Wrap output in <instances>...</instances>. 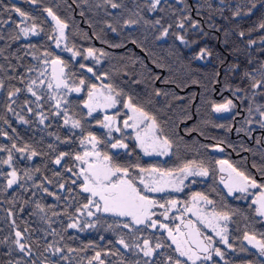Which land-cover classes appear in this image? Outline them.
<instances>
[{"label": "trees", "instance_id": "trees-1", "mask_svg": "<svg viewBox=\"0 0 264 264\" xmlns=\"http://www.w3.org/2000/svg\"><path fill=\"white\" fill-rule=\"evenodd\" d=\"M113 2L121 7L113 9L104 0H38L36 4L28 0H0V82L3 84L0 88V146L11 148L13 143L18 147L27 144L29 152L37 153L29 160V152L12 149V169L15 168L20 178L12 188L6 187L10 169L0 164V241L8 240V243H0V264L14 262L17 255L25 258L26 264L33 261L35 264L41 261L89 264L97 252L102 253L99 241L114 219L91 217L92 222L100 219L99 223L106 219L105 224H100L102 229L93 228L91 232L83 229V225L79 229L67 227L76 218L84 224L89 220L87 214L77 216L76 212L87 200L80 191L83 182L76 178L79 167L74 159L76 154H81V139L89 134L101 141L98 151L107 153L112 164L128 168L129 175L140 168L167 172L190 161L202 162L209 170L208 176L202 181L195 179L185 192L206 196L213 202L211 207L215 211L230 214L227 235L231 247H220L224 261L261 264L264 261L247 248L243 236L247 231L257 239H264V223L249 199L231 197L224 190L216 162L226 160L264 185V128L259 122L257 128L253 125L256 122L254 108L264 104V96H255L251 105L249 99H242L252 95L244 74L255 75V70L264 63V29L259 28L264 22V0H182L181 3L161 0L156 11H149V0ZM13 8L34 18L24 22L37 26L36 37L25 39L20 35L17 25L21 27L24 22L11 11ZM45 8H51L67 23L65 46L79 53L77 59L53 46L54 27ZM237 11L240 15H234ZM185 16L189 19L184 20ZM125 20L136 23L125 26ZM156 20L160 24H156ZM193 21L198 27L191 26ZM179 22L185 24L183 29L176 27ZM164 28H168V35L158 39ZM14 35L19 39H11ZM177 35L183 36L186 43H181ZM50 36L53 38L49 39ZM89 48L94 50L99 63L85 59ZM201 48H207L210 55L196 59ZM54 58L64 62L69 81L79 84L81 78L85 80L80 95L69 96L64 106L73 119L81 121V128L77 130L65 127L62 115H53L56 110L47 92L41 93V100L36 101L27 91L29 74L36 64L42 59ZM81 64L85 67L81 68ZM89 67L93 72L87 71ZM109 84L121 93L115 96L117 108L111 115L120 121L127 119L124 101L131 98L134 105L154 116L172 144L166 159L143 157L132 139L126 141V136L125 152L111 149V142L100 127L102 114L89 116L83 106L89 85ZM16 88L21 91L10 101L8 93ZM237 88L241 91L236 92ZM229 99L235 105L234 113L222 116L219 112L216 116L213 104ZM250 106L252 113L248 111ZM41 113L47 117L43 124L38 119ZM216 146L222 149L221 154L212 151ZM61 153L67 155L57 165L54 160ZM0 159H7L6 151L0 152ZM37 204L45 212L41 213ZM44 218L49 222L45 223ZM13 221L33 255L26 257L11 245L15 239ZM53 231L56 235H52ZM113 238L108 234L104 240ZM48 244L63 251L60 254H53L51 250L45 252ZM69 248L74 251L69 252ZM113 253H117L116 250L111 256Z\"/></svg>", "mask_w": 264, "mask_h": 264}, {"label": "snow or ice", "instance_id": "snow-or-ice-1", "mask_svg": "<svg viewBox=\"0 0 264 264\" xmlns=\"http://www.w3.org/2000/svg\"><path fill=\"white\" fill-rule=\"evenodd\" d=\"M29 3L36 4L38 0H28ZM105 3L110 4L113 9L121 7L113 0H104ZM182 0H177V3H181ZM161 4V0H149L147 6L149 11H156L158 10V6ZM255 7V4L252 5ZM11 11L15 12L22 18V22L28 21L30 19H34L33 17L29 16V14L21 11L19 8H13ZM44 11L46 12L47 16L51 18L54 22V31L57 33L56 39V46H60V42L65 39V29L68 27L67 23L62 21L51 8H45ZM139 15V13H137ZM234 15H240V12L237 11ZM189 17L185 16L184 20H188ZM136 23L135 20H125V26H131L132 24ZM156 24H160L159 20L155 21ZM191 26L193 28L198 27L195 21L192 22ZM17 27L19 28L20 35H23L25 38L28 37L29 34L31 35H38L37 26L35 24L29 26L28 24H24L23 27H20L18 24ZM111 27V25H109ZM176 27L183 29L185 24L182 22L177 23ZM260 29H264V22L259 24ZM116 31L115 28L112 29ZM168 35V28H164L162 30L161 36L157 37L158 39L163 38L164 36ZM241 36L244 35L243 32L240 33ZM53 37H49L52 39ZM11 39L16 40L19 39V36H12ZM177 39L181 41V43H186L183 36L177 35ZM66 51L72 52L73 58L79 55L78 52L73 51L71 48L65 47ZM87 56L92 57L95 59L94 50L89 48L86 50ZM104 53H101L103 55ZM45 55H50V53H45ZM210 55V52L207 48H201L200 52L197 54L196 59H202L205 56ZM43 64L51 63L53 66L52 68V79L47 82V88L51 92L53 89V82L55 83V88L57 93L61 88L67 89V92H77L79 93L83 86L85 85V80L83 78L80 79L79 85H70L67 82V76L64 72V62L59 59H52L51 61L44 60L42 61ZM99 63V61H97ZM81 68H84L85 65L81 64ZM58 69V71H57ZM31 71V69H30ZM88 72H93L92 68H87ZM256 74L246 72L244 75L250 82V88L252 90L251 97H242V99H249V104L251 105L255 96L261 95L264 96V63H261L259 68L255 70ZM46 69L44 71L39 72V76H45ZM44 80H40L39 84H44ZM37 80H32L31 83L27 86V91L35 97L36 101H40L42 96L39 94L35 89L39 87ZM3 87L2 82H0V88ZM108 89V93H100V97L103 98L105 103L100 105L99 99L96 98L97 89L95 85H89L88 91V101L84 103V107L88 109V115L91 116L92 112L95 110L96 106L102 107H115L118 103L115 96H119L121 93L113 88L112 85H106ZM21 90L19 88L14 89L8 93V99L11 101L12 98L17 95ZM236 92L241 91V89L237 88ZM115 92V96L112 93ZM57 93H53L50 96V99L55 101L54 107L56 108V112L53 115H58L60 111L64 112V124L68 125L71 123V127L73 129L81 128V121L78 119H73L72 116L69 115L68 110L66 108L61 107V99L58 98ZM160 95L159 92L156 93ZM64 95V94H60ZM63 103H68L67 99L63 100ZM28 106V102H25V107ZM39 106V105H38ZM124 107L128 109L133 115L129 116L128 119L124 121V127H132L135 131L137 128L140 127L141 124H144L145 121H149V123L144 125L143 128V137L139 132H137L136 140L138 145L144 150L146 155L152 154L155 152L157 155H166L168 150L172 147L170 140L163 135L162 129L159 128V125L156 121L154 116L149 115L145 112L141 107L134 105L131 102V98H128L124 101ZM235 105L233 104L232 100H227L225 103L222 104H213L212 110L214 112H227L233 109ZM11 106L9 105V111H11ZM31 112V109L29 108ZM249 113L253 112L252 107L250 106L248 109ZM255 112L259 114L260 120L259 124L261 128H264V104L258 105L255 108ZM21 122H26L23 120V117H18ZM39 122L41 124L44 123V120L47 119L43 113L38 116ZM129 120L133 121L130 125ZM251 122V121H249ZM115 121L114 118L111 116H105L104 122H102V127L108 130L109 132V139H112L111 132H120L119 127H114ZM239 131V129L237 130ZM6 136V134H5ZM90 143L92 145L91 151H85L83 155L76 154L74 159L78 162L77 167H79V175L83 177V184L80 186V191L82 193H86L87 196L85 199L87 203H84L80 208H77V216L83 215L87 213L89 219L93 217L95 214L93 212V208L96 212H103L109 213L119 217L127 218V222H124L122 226L130 233L131 242L127 240L124 236H120L116 243L119 244L125 251L131 250L134 255L137 253L142 254L143 257L147 258L143 262L137 259L134 264H157L156 261L153 260L154 254L161 248L165 247V244L161 240L159 236L155 237V242L153 243L152 238L149 236H141V233L145 229H161L167 232L168 238L172 241V244L175 245V251L179 257L185 258L187 264H197L198 261H209L212 259L213 252L216 256L221 257L223 259V253L220 251L219 248H213L211 243V238L204 236L201 239V232L196 229L195 225L192 221H188L185 224L186 228H189L190 231L188 233H184L180 231V228L177 227L176 231L179 233V236L173 234L172 230L169 226L165 223H162L158 220L153 219V216H156L157 213L153 212V208H163L164 211L159 213V215L163 216L165 220L169 219L168 212L170 211L171 207H174L177 203L176 200L169 199L166 201V204L159 203L158 201L149 198L145 195V192H162L166 189H171L173 191H180V185L183 184V180L186 179L188 176H208L209 170L207 167L203 165L201 162L197 164L196 161H190L185 163L181 168L176 170H169L167 172L152 168V169H144L140 168V172H149L150 176L149 179L146 180L145 177L142 175L140 177V183L144 185V190L141 191L135 184L134 179L127 178L129 176L128 168H123L118 165H114L111 163V157L107 153H101L97 150V145L101 142L97 139L96 136L89 134L87 137L81 139V145L85 143ZM112 148H127L128 145L125 144L122 140H117L115 143L111 144ZM12 149L20 153L29 152V146L26 144L24 147H18L15 143L12 144L11 148H5L0 146V152H7V159H0V164L7 165L9 168H12V160L13 154ZM151 149V152L149 151ZM217 150L222 151L219 146H217ZM36 151L32 150L27 155V159L31 160L34 156H36ZM67 155L66 153H61L58 156L54 163L59 165L61 160L64 156ZM92 157V159H89ZM220 166V171H228L229 172V180L225 182L223 177L221 178V182L225 184V187L228 189V194L232 195L234 191H238L241 193H246L248 189L251 188H259L261 189L259 196L252 201L253 204L258 205L256 208V214L258 216L264 217V185L258 184L254 179L250 176H247L244 172L238 170L234 167L231 163L226 160H218L216 162ZM71 171V169H69ZM117 173L121 175L117 176ZM152 173H158V176L151 175ZM182 174V175H180ZM27 175V173H25ZM115 177V179H113ZM31 177H29L30 179ZM18 179H20L17 175V171L13 168L12 171L7 173V188H12L14 184L17 183ZM60 188L63 189L64 185L61 184ZM47 192V189H44ZM51 195V193H49ZM193 200H203L207 204L213 203L209 200L206 196H202L200 194H196L193 197ZM167 205V206H166ZM37 208L41 213L45 212V209L37 204ZM186 211H193L191 207H186ZM200 210L194 214H197ZM9 217H12L13 213L9 211ZM53 215H57V213L53 212ZM213 218L217 221L216 224L208 223L206 226L212 228V231L215 233L216 236L219 237L220 241L226 246L231 247L228 243V228L226 223H219V221L227 222L230 220V214L228 212H221V213H213ZM201 222H204L203 217H199ZM45 219V223H48V219ZM71 219V218H70ZM179 219V217H177ZM80 225L79 219H74L73 222L67 225L70 229H78ZM87 227H94V224H87ZM135 226V227H133ZM142 226V227H141ZM13 232L15 239L11 241V245L15 246V249L18 250L20 253H23L24 256L28 257L33 255L32 248L29 246L28 243L23 242L25 237L21 231L16 228L15 222L13 221ZM25 232L28 231L26 228ZM52 235H56L53 231ZM184 237L181 240L179 237ZM244 241H246L250 246L257 249L259 255L264 257V239H257L254 234H249L247 231L244 233L243 236ZM207 242V243H206ZM0 243H8L7 238L4 241H0ZM11 247L9 248V254L11 253ZM51 250L53 254H60L63 249L55 246L53 244H48L44 251L47 252ZM69 252L74 251V249L69 248ZM203 254V255H201ZM113 255H118V253H113ZM101 253L97 252L94 257L89 260V264H92V261L95 260L98 264H104V261L100 259ZM67 259V257H64ZM7 264H22V261H8ZM35 264V261H33ZM41 264H52L51 261H41ZM120 264H124L123 260ZM165 264H183L180 259H175L171 256L167 257ZM227 264V262H225ZM264 264V262H261Z\"/></svg>", "mask_w": 264, "mask_h": 264}, {"label": "rangeland", "instance_id": "rangeland-1", "mask_svg": "<svg viewBox=\"0 0 264 264\" xmlns=\"http://www.w3.org/2000/svg\"><path fill=\"white\" fill-rule=\"evenodd\" d=\"M49 20L52 22L53 24V27L54 26V22L51 20L50 17H48ZM25 24V22L22 24L21 27H23ZM27 24V23H26ZM29 25V24H28ZM31 26V25H29ZM57 33L54 31V38H53V46L58 49V50H62L64 51L66 54L70 55L72 58V52L70 51H66L65 50V39L62 40L60 42V46L57 47L56 46V37ZM37 35H31L29 34L27 38L25 39H29V38H33V37H36ZM140 51V49H139ZM141 53V52H140ZM87 55V53H86ZM142 55V54H141ZM79 57V55H77L75 58L73 59H77ZM89 60L91 61H94L97 63V61H99L96 56H95V59H93L92 57H88ZM46 59H42L40 61V63L36 64L35 68L30 72L29 74V83H31L32 80H37V83L39 84V81L40 80H44L45 83L44 84H39V87L36 88L35 90L41 94L43 92H47V95L50 99V96L53 94V93H57V90L55 88V83L53 82V89L52 91L50 92L47 88V82L50 81L52 79V68L53 66L51 65V63H48V64H43L42 61H44ZM48 61H51V60H48ZM46 69V75L45 76H39V72L40 71H44ZM58 71V69H57ZM64 72H65V68H64ZM66 74V73H65ZM158 79L156 80V83H157ZM67 82L68 84L70 85H79V84H75L71 81H69L67 79ZM96 89H97V92H96V98L99 99L100 101V105H103L105 103V101L103 100L102 97H100V93H105L107 94L108 93V89L107 87L103 86V85H98L96 86ZM81 92V91H80ZM80 92L77 93V92H67V89H64V88H61L59 90V92L57 93L58 95V98L61 99V107L62 109L64 108L65 106V103H63V100L66 98H68L69 96H72V95H80ZM60 94H64V95H60ZM113 96H115L113 93H112ZM116 98V97H115ZM53 106L55 105V101H53L52 99H50ZM86 101H88V96H87V99ZM85 101V102H86ZM258 105L255 106V108L257 107ZM55 108V107H54ZM117 108V104L115 105V107H102V106H96L95 107V110L92 112L91 116L95 115V114H98V113H101L102 116H103V120L102 122H104V117L105 116H111L114 118V127H119L120 128V132H111V137L112 139H109V132L107 129H105L104 127H102V123L100 125V127L106 132V137L108 138V140L112 143H115L117 140H122L125 144L126 142L124 141V136L126 141H129L130 139L133 140V142L135 143V145H137V147L139 148L141 154L143 157L145 158H159L161 160H164L166 159L169 155H170V149L168 150V153L166 155H157L155 152H152V154L150 155H146L144 150L138 145V142L136 140V135H137V132H139L141 134V136L143 137L144 133H143V128H144V125L149 123V121H145L144 124H141L139 128H137L135 131L133 130L132 127H128V128H125L124 127V121L126 120H123V121H120L119 118L117 117H114L113 115H111V113ZM255 108H254V119L256 120V122H254L253 125H255L254 127L257 128L258 126V122L260 120V117H259V114L257 112H255ZM87 113H88V109L85 108ZM56 110V108H55ZM127 112H128V117L133 115L128 109H126ZM57 111V110H56ZM235 111V108L231 109L230 111H227V112H220L222 116H228V115H232ZM60 115L63 116V119H64V112L63 111H60L59 112ZM128 119V118H127ZM133 123V121L129 120V124L131 125ZM65 125V124H64ZM65 127H68V129L70 130H77V129H73L71 127V123H69L68 125H65ZM97 147V150H98V145L96 146ZM80 150H81V154L80 155H83V153L87 150V151H91L92 149V145L90 143H85L83 145H81L80 143V146H79ZM111 149L115 152H119V151H123L125 152L126 151V148H112ZM149 151L151 152V149H149ZM212 151L215 152L216 154H221L222 151L220 150H217V147H213L212 148ZM89 159H92V157H89ZM7 166V165H6ZM8 167V166H7ZM9 168V167H8ZM10 171H12L13 169L12 168H9ZM218 170H219V173H220V176L221 178L223 177L224 181L225 182H228L229 180V172L228 171H224V172H221L220 171V166L218 165ZM9 171V172H10ZM137 173V178L135 179V174ZM136 173H134L133 175H129L127 178L129 179H134V182L136 184V186L141 190L143 191L144 190V185L140 183V177L143 175L145 177L146 180L149 179V176H150V173L149 172H144V173H141L140 170L139 171H136ZM121 175L120 173H117V176ZM151 175H156L158 176V173H152ZM182 175V174H180ZM77 179H80L82 182H83V177H81L79 175V168H78V176L76 177ZM205 178V176H188L186 179L183 180V184L180 185V188L181 190L180 191H173L171 189H166L165 191H162V192H145L144 194L147 195L148 197H160V198H163L166 194H174V195H179V194H185V198H190L191 202L194 203L196 206H198V209L200 210L199 213H200V217H203L204 218V222L202 223L201 222V219L198 220V225L202 228V231L204 233V236H207L209 238H211V243L213 245V248H219L220 247H224L225 245L220 241L219 237L215 235V233L212 231V228L209 227V226H206L208 223H211V224H216L217 221L213 218L212 214L215 212V213H218L217 211H215L211 206L210 207H205V203L203 200H196L194 201L193 200V196L191 197L189 195V192L186 193L185 191H187V189H189L188 187L190 186L191 182H193L195 179L197 180H200L202 181L203 179ZM113 179H115V177H113ZM17 184V183H16ZM14 184L13 187L16 185ZM221 185L222 187L224 188V190L228 193V189L225 187V184L221 182ZM260 191L261 189L259 188H249L248 191L246 193H241V192H238V191H234L232 193V195H230L231 197H236V198H239V199H249L251 202L256 199L259 194H260ZM84 195L87 196L86 193H83ZM195 195V194H194ZM162 203V202H160ZM166 204V203H165ZM253 204V203H252ZM255 209L257 208L258 205L256 204H253ZM181 208H183L182 210L184 211L187 207V205L184 207V206H181ZM161 210H164L163 208H153L152 211L155 212V213H160ZM171 210V209H170ZM93 212L95 213L93 215V218H96L97 216H101L100 214L102 215H107V216H110L109 218L111 217H115V218H125V217H119V216H115V215H112V214H109V213H103V212H96L95 209L93 208ZM87 214V213H85ZM257 215V214H256ZM258 216V215H257ZM261 221L264 223V217L262 216H258ZM76 219H79V218H76ZM80 220V219H79ZM99 220L100 219H95L94 222H92L90 219L88 220V223H91V224H94L95 226L94 227H87L86 225L87 224H84V223H80L79 228L82 227V225L84 226L83 229H86L88 232H91L94 228V230H100L102 229L101 228V225L100 224H105L106 223V219H103V221L101 223H99ZM81 222V220H80ZM219 223L223 224V223H226L227 224V228L229 230V221L227 222H224V221H219ZM228 234V232H227ZM244 243L246 244L247 248L251 249L252 251H254L263 261H264V257H261L257 251L256 248L250 246L246 241H244ZM226 248V247H225ZM223 249V248H222ZM220 251L222 252V250L220 249ZM223 253V252H222ZM20 257V258H19ZM212 257H215L217 259H219V261H222L223 259H221V257H218L215 255V253L213 252L212 254ZM223 258H224V255H223ZM16 260H20L22 261V264H26V260L25 258L21 257L20 255H17V258L15 259ZM203 261V260H202ZM61 263V262H60ZM56 264V263H55ZM62 264V263H61Z\"/></svg>", "mask_w": 264, "mask_h": 264}, {"label": "flooded vegetation", "instance_id": "flooded-vegetation-1", "mask_svg": "<svg viewBox=\"0 0 264 264\" xmlns=\"http://www.w3.org/2000/svg\"><path fill=\"white\" fill-rule=\"evenodd\" d=\"M216 116H218L220 113L219 112H214ZM217 147V146H216ZM206 178V177H205ZM204 178V179H205ZM221 178V176H220ZM191 197L196 196V194H189ZM201 195V194H200ZM203 196V195H202ZM151 199H154L158 201L159 203L162 202V204H165L167 200L173 199L176 200L177 203L174 207H171V210L168 212L169 219L165 220L163 216L159 215L157 213L156 216H153V219L158 220L162 223H165L169 226V228L172 230L173 234L179 236V233H177L176 229L177 227L180 228L181 232L187 233V228L185 227V224H187L188 221H192V223L195 225L196 229H198L201 232V237H204V233L202 231V228L198 225V216L200 217V213L198 212L197 214L194 213L197 211L198 206H196L194 203L191 202L190 198H185V194H179V195H174V194H166L163 198L160 197H149ZM205 203V202H204ZM181 206H186L187 207H196L195 210L193 211H186V209L183 211L180 207ZM167 206V205H166ZM211 204L205 203V207H210ZM164 210H161L163 212ZM160 212V213H161ZM102 218H109L110 216L107 215H102L100 214ZM179 217V219H177ZM112 220L111 223L107 226L104 232V236L101 238L99 241V244L102 247V253L100 256V259L104 261V264H120V262L123 260L124 264H134V262L139 259L142 262L147 259L142 256V254L137 253L136 255L133 254L131 250L125 251L124 248H122L119 244L116 243V240L120 236H124L129 242H131V236L132 233L128 231V229L124 228L122 224L124 222H127V218H115L111 217ZM135 227V226H133ZM142 227V226H141ZM111 234L114 238L113 239H106L104 238L108 235ZM141 236H149L152 238L153 243L155 242V237L159 236L163 243L165 244V247L159 249L153 256V260L157 262V264H165V261L167 257L171 256L173 260L175 259H180L183 264H187V261L183 257H179L175 251V245L172 244V241L168 238V234L166 231L161 230L159 228L153 230V229H145L141 233ZM181 240L184 239V237L180 236L179 237ZM207 243V242H206ZM113 250H116L118 255H112L111 253ZM203 255V254H201ZM92 264H98L97 261H93ZM197 264H225L224 259L222 261H219V259L212 257L211 260L209 261H198ZM228 264V263H227Z\"/></svg>", "mask_w": 264, "mask_h": 264}, {"label": "water", "instance_id": "water-1", "mask_svg": "<svg viewBox=\"0 0 264 264\" xmlns=\"http://www.w3.org/2000/svg\"><path fill=\"white\" fill-rule=\"evenodd\" d=\"M94 41H95V40H94ZM133 48H134V49H136V50H139L138 48H136V46H135V45H133ZM140 52H141V51H140ZM141 54H142V55H144L142 52H141ZM182 124H186V123H182ZM192 209H193V210H195V209H196V207H192ZM194 216H195V214H194ZM189 231H190V229H189V228H187V233H188ZM200 238H201V239H203L202 237H200Z\"/></svg>", "mask_w": 264, "mask_h": 264}]
</instances>
